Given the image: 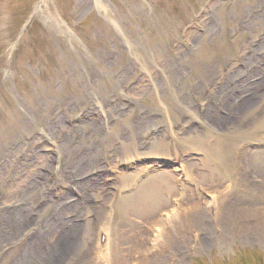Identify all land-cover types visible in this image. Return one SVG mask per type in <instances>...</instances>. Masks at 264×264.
Wrapping results in <instances>:
<instances>
[{
  "label": "rangeland",
  "instance_id": "1",
  "mask_svg": "<svg viewBox=\"0 0 264 264\" xmlns=\"http://www.w3.org/2000/svg\"><path fill=\"white\" fill-rule=\"evenodd\" d=\"M245 78L262 98L226 115ZM74 166L107 192L64 255L35 241ZM0 264H264V0H0Z\"/></svg>",
  "mask_w": 264,
  "mask_h": 264
},
{
  "label": "bare ground",
  "instance_id": "2",
  "mask_svg": "<svg viewBox=\"0 0 264 264\" xmlns=\"http://www.w3.org/2000/svg\"><path fill=\"white\" fill-rule=\"evenodd\" d=\"M250 79V78H249ZM249 79H240L238 81H236L233 84L230 85H226L222 88H220L217 91L216 96L219 95V97H221V95H223L224 99H222L223 103L222 105H229V99L231 100H237L238 97L240 96V94H243V92H248L250 89L253 88V92L251 91V94H247L248 97H246L244 100H240V102L238 103V106L235 110V113H232V107L228 110L224 112H227L226 115L230 114L232 116H235V114L238 112V110H242L244 109V107L249 104V102H251L254 99H258V98H262L261 95L257 94L256 91L262 90L263 86H259V83H255L254 81H250ZM250 84H249V83ZM244 87V88H242ZM255 87V88H254ZM255 89V90H254ZM237 92V95H234ZM246 96V95H245ZM243 96V97H245ZM242 97V98H243ZM216 98V97H215ZM215 101V100H214ZM231 105V104H230ZM124 105H120L116 108H114V111L117 110V113L119 114H123L125 113V111H123ZM211 108H214L215 110H221V106L219 107H215L212 106ZM224 109V108H223ZM240 110V112H242ZM220 111H218L219 113ZM226 115H222L219 116V124H223L224 122H226V119L229 120H236V117H232V116H226ZM226 116V117H224ZM142 119V120H141ZM140 122L141 124H138V129H140L141 127L147 125L146 123H149V119L146 118H140ZM58 128L56 126L53 127V130H57ZM137 130V128H136ZM137 137V136H136ZM57 138H59L61 140V137L59 135V131L57 132ZM45 168V167H44ZM79 167L74 166L73 168H70V170L68 168H66L65 170L62 171L63 173V177H67L65 179V181L70 182L71 187L74 189L75 191V196L73 197L72 201H67V197L63 196L62 198V202H63V207L60 209L59 212H57L55 214V216H53L50 220H49V225H47L48 227L50 226V229L44 228V230L48 232L47 235H42L45 237H47L48 235L50 236V239H48L51 242H47L48 240L44 238L41 239V236L36 239L35 243H38V247H42V245L45 243L46 245H48L49 247L52 248H56V247H60L64 249H61L64 255H67L69 253H73L74 251H76V249L78 248V244L80 245V249L81 251L82 248H85L89 239V234H90V229L91 226L93 225V223L98 222V216H99V211L101 209L100 206H94V205H88V195L91 191L96 190L97 188H102L104 189L103 186L101 187H97L96 184H90V181H78L77 180V171ZM43 173H40V171H35V173H31L28 177L25 178V183L24 185L21 186V188H19V192L21 193L25 188L26 189H34L36 188L38 185H40L43 181ZM96 182V181H93ZM28 187V188H27ZM107 192V189H104ZM159 191H161L160 189H147L146 191H143L139 196H137V199L135 200V206L136 207H144L145 205L149 204L150 200L156 199L159 196ZM73 193V191H72ZM87 208H93L95 209L96 213H94L90 219H87L85 221H83L82 216L78 217L79 214L75 213L72 215H69L67 217L64 216L65 212L67 214V212H69V210H73V209H87ZM24 209V208H23ZM21 209L19 211V214L21 213V211L24 214V217L26 219V217H28L29 214H31V210H23ZM40 212L37 211V215ZM197 216H200L201 213L199 210H197L196 212ZM172 219V218H171ZM51 222L53 223L52 225ZM172 225L174 224L173 221H170L169 224ZM43 231V230H40ZM162 233V232H161ZM160 232H156V235H154V237L152 238V242L156 241L160 238L161 236ZM43 242V243H42ZM52 244V245H51ZM36 245V244H34ZM51 245V246H50ZM56 251V250H55Z\"/></svg>",
  "mask_w": 264,
  "mask_h": 264
}]
</instances>
